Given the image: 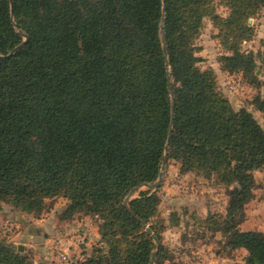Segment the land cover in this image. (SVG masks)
<instances>
[{
  "label": "trees",
  "instance_id": "16d2710c",
  "mask_svg": "<svg viewBox=\"0 0 264 264\" xmlns=\"http://www.w3.org/2000/svg\"><path fill=\"white\" fill-rule=\"evenodd\" d=\"M213 3L0 0V201L39 214L62 198L64 218H97L100 245L79 264H149L153 253L160 264L157 188L124 200L154 184L164 160L235 184L216 225L246 264H264V234L234 219L251 197L252 171L264 168V130L198 66L195 43L208 17L225 50L220 68L264 88V57L257 67L241 50L264 0H220L224 16ZM254 106L264 124V92ZM0 264L29 263L0 237Z\"/></svg>",
  "mask_w": 264,
  "mask_h": 264
},
{
  "label": "rangeland",
  "instance_id": "374dc122",
  "mask_svg": "<svg viewBox=\"0 0 264 264\" xmlns=\"http://www.w3.org/2000/svg\"><path fill=\"white\" fill-rule=\"evenodd\" d=\"M213 5L218 14L222 16L227 14L220 0H214ZM250 23L254 27V35L242 43L241 50L251 52L258 67L260 58L264 57V8L250 20ZM216 33L217 30L212 26L211 20L208 17L204 18L203 28L195 42L200 48L196 54L199 58L198 66L201 69L211 68L216 75L218 89L232 107L235 110H246L264 130L262 115L254 106V101L263 94L264 88L261 84L252 83L251 78L244 80L240 72H227L220 68L218 59L225 54V50L221 47ZM256 73L258 80L262 82L264 74L259 69ZM161 174V181L155 187L160 198L157 213L163 246L160 264H205L207 261L210 264H215V261L216 264H246L245 251L231 249L228 245L229 237L224 234L223 226L216 225L217 218L225 215L229 193L235 184L217 185L213 178L181 169L177 160L167 161ZM251 175L254 183L251 197L244 202L241 214H237L234 219L238 222L239 230H256L264 234V168L252 171ZM147 188L149 187L136 188L128 199L137 197L140 191ZM67 204L68 201L62 198L48 199L42 212L34 214L22 212L7 201H0V237L21 252L29 264H45L47 262L45 260L50 256L44 251L49 247L53 249V256L56 255L59 262H65L68 257L61 248L63 242L61 244L52 237L51 229L53 225L58 227L85 217L89 231L85 233L83 230V233L66 238H70L78 250L88 248V252H83L88 254L93 247L100 245V239L97 238L99 220L94 216H85L81 212L64 218L63 213ZM87 241L89 245L92 244V249L85 245ZM71 258L78 262L79 259L86 257L74 255Z\"/></svg>",
  "mask_w": 264,
  "mask_h": 264
},
{
  "label": "crops",
  "instance_id": "0c3cea01",
  "mask_svg": "<svg viewBox=\"0 0 264 264\" xmlns=\"http://www.w3.org/2000/svg\"><path fill=\"white\" fill-rule=\"evenodd\" d=\"M53 226H54L53 229H51L52 230V232H51L52 237H55L56 240H59L61 244L63 242V244L61 245V248L65 251V253L68 257V260L65 262H59L58 257L56 255H54L55 257L53 256V252H54L53 249L49 247V248H47V250L44 251V252H46V255L50 256L48 258V260H45V261H47L45 264H79L84 259H79L77 262L75 260H72L71 257H73L74 255H77V256H80V258H83V257L85 258L91 254L92 251H90V253H88V254H83L84 251L88 252V248L83 249L82 251L78 250L77 247L73 244V242L70 239L73 237L74 234L83 233V230L85 233H87L89 231V224H88L87 220L85 219V217H84V219H80V220L75 219V220L68 222L66 224H61L58 227H56L55 225H53ZM67 236H70V238L67 239L66 238ZM65 238H66V240H65ZM97 238H99L98 235H97ZM89 239H90V237H89ZM85 245L86 246L89 245V242L87 241V243ZM89 246L92 249V244ZM50 249H51V251H50ZM57 249H59V248H57ZM79 253H81V254H79ZM214 263L216 264V261ZM205 264H210V262L207 261Z\"/></svg>",
  "mask_w": 264,
  "mask_h": 264
},
{
  "label": "water",
  "instance_id": "95a60500",
  "mask_svg": "<svg viewBox=\"0 0 264 264\" xmlns=\"http://www.w3.org/2000/svg\"><path fill=\"white\" fill-rule=\"evenodd\" d=\"M160 30H161L160 33H161V39H162L163 49H164V51H165V42H164V35H163V31H162V23H161V29H160ZM21 45H22V43L19 44L15 49L19 48ZM170 92H171V97L173 98V93H172V88H171V86H170ZM173 110H174V103L172 102V104H171V116L173 115ZM170 135H171V131H169V133H168L167 143H168V141H169ZM164 163H165V160H164L163 163H162V169H163ZM161 178H162V174L160 173L157 182L154 183V184L148 185V187H149V188H155L156 186H158V184H159L160 181H161ZM130 194H131V193H130ZM130 194H129V195H130ZM129 195H128V196H129ZM128 196H127V197L125 198V200H124V205H125V206H126V203H127V201H128ZM145 228H146V231L148 232V234H150V235L152 236V238H154L153 235H152V233L150 232L149 228H148L147 226H145ZM154 240H155V239H154ZM153 256H154V253H153V255H152V258H151L149 264H153Z\"/></svg>",
  "mask_w": 264,
  "mask_h": 264
}]
</instances>
